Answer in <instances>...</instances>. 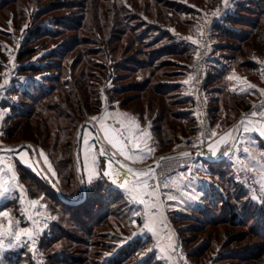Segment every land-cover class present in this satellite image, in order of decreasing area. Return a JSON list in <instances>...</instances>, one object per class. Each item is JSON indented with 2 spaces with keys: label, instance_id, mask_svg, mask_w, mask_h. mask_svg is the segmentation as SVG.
<instances>
[{
  "label": "rangeland",
  "instance_id": "rangeland-1",
  "mask_svg": "<svg viewBox=\"0 0 264 264\" xmlns=\"http://www.w3.org/2000/svg\"><path fill=\"white\" fill-rule=\"evenodd\" d=\"M252 1L0 0V146L26 143L20 151L0 152V169L4 170L0 176L7 189L0 197V211L8 213L0 217V223L7 227L8 219H12L18 225L15 231L29 228L34 233L32 239L22 235L20 241L7 233L0 237L3 240L0 264H146L148 261L151 264H264V239L251 230L264 227V184L261 183L264 135L246 121L242 124L248 127L247 131L238 124L248 110L264 102V10L252 5ZM246 6L255 7L250 11L254 17L245 25L235 26L250 35L245 42L215 30L216 22L223 21L236 9L243 11ZM249 23L258 26L251 28ZM205 36L209 38L211 57L216 56L220 61L214 67L222 69L220 73L216 70L214 78L209 76L207 82L210 106L215 109L211 112L214 132L215 126L232 124L236 130L240 125L242 131L237 130L235 137L226 141L234 139L235 144L229 147L223 162L210 167L207 173L186 172L194 176H186L187 183L191 179L199 180L198 189L189 196L190 205L179 201L169 203L162 211L166 227L161 225L154 235L143 228L145 206L138 201L130 202L126 190L103 174L107 171L103 165L107 160L114 161L116 172L127 173L115 164L116 157L106 149L103 148L101 156V176L91 184L82 185L77 165V130L83 121L100 114L107 104L129 110L152 123L162 111L188 109L184 99L189 95L190 68L185 70V63L192 65L187 56L192 57L196 43ZM173 42L180 47L186 45L187 51L173 50L176 47L169 46ZM24 47H35L36 52L19 61L18 54ZM251 59L256 63L251 64ZM50 63L59 68L50 69ZM23 64L42 67L39 72H19ZM232 72L263 87L262 94L230 95ZM30 82L53 86L54 92L43 100L34 116L20 118L15 116L16 105L25 101L21 93ZM71 89L87 99L81 114L88 118L78 115L75 105L66 100ZM97 100L101 102L96 110ZM59 103H68L72 110L70 117L60 116L52 109ZM61 110L65 108L61 106ZM259 117L253 120L262 129L264 116L259 113ZM194 132L186 127L179 132L180 140L162 149L163 153L180 146ZM101 146L102 142L98 141V149ZM19 165L46 180L43 187L24 180ZM13 171L15 180L11 179ZM44 173L57 184L53 185ZM70 175L71 183L67 179ZM59 176L65 190L62 195L68 201L78 202L80 197H85L87 188L101 193L105 203L108 199L104 195L110 187L122 192L124 198L110 202L108 214L102 217L97 206L93 223L80 224L45 187L47 182L55 191L60 190ZM149 176L152 188L166 190L165 183L162 190L154 187L152 175ZM37 192V196H32ZM220 192L237 204L244 222L233 223L222 218L221 204L215 197ZM168 235L173 237L172 248L161 251ZM129 243L135 249L127 247ZM21 248L25 254L15 263L9 253ZM255 250L256 255H250ZM242 253L248 254L241 256Z\"/></svg>",
  "mask_w": 264,
  "mask_h": 264
},
{
  "label": "trees",
  "instance_id": "trees-1",
  "mask_svg": "<svg viewBox=\"0 0 264 264\" xmlns=\"http://www.w3.org/2000/svg\"><path fill=\"white\" fill-rule=\"evenodd\" d=\"M264 4V0H253L252 1V5L254 6H258L259 9H263ZM255 7H244L243 11H240L238 9L235 10V12H230L228 15H226L223 19V21L221 22H216L214 27L215 30H220L226 34H228L229 36L233 37V38H238L240 41L245 42L248 38H249V34L248 33H243L242 31H240V28H235V26H241V25H245L247 24L248 21H250L254 15L250 14L251 10H253ZM249 27H256L258 26V23L253 24V23H249L248 24ZM41 32V31H40ZM55 33L56 31H47V33ZM58 32V31H57ZM39 33V32H37ZM264 44V43H263ZM262 44V45H263ZM171 47H176L173 48V50L178 51L180 53L186 52V45L185 46H181L176 43H170ZM36 52L35 47H24L23 49L20 50L19 54H18V60L19 61H23L26 58L32 56L34 53ZM53 58V57H50ZM212 58V59H211ZM210 58V68L213 67L212 69H215L213 74L212 72L210 73V79L214 78L215 74H216V70H218L220 73L222 72V69L219 70V68H215L214 66H219L220 61H218V59H216V56L211 57ZM187 59L190 60L191 59V64H192V57L191 56H187ZM251 64H253L252 62L256 63V61L254 60H250ZM215 63L217 65H215ZM55 63H50L49 68H59V66H51ZM51 66V67H50ZM42 66L36 65V64H23L20 66L19 68V72H39L41 70ZM225 68H227L226 66H223ZM185 70H191V65L189 66L188 63H185ZM224 68V69H225ZM209 79V80H210ZM82 81V79H81ZM80 81V82H81ZM209 82V81H208ZM89 84V83H87ZM210 84V83H209ZM54 87L53 86H49L46 87L45 85H38L35 82H30L28 83V85L26 86V88L24 89V91H22V100L25 101H21V104L16 105V110H15V116H19L20 118H30L32 116H34L39 107L43 104V100L45 98H47L49 96V94L53 91ZM75 89H71L68 91L67 96L65 97L66 100L68 101V103L70 104H74L75 105V109L77 110L78 115H83L81 114V112L84 111L85 109V104L87 101V99H85L84 94L82 93H78L74 91ZM230 95L232 96H236V97H247L248 95H238V94H234V93H230ZM211 101V100H210ZM96 102V107L95 109L97 110L98 108H100V102L99 100L95 101ZM68 103H64V105H62L61 103H59L60 105H55L54 107H52L53 110L57 111L58 115L60 116H65V117H70V112H72V110L69 108ZM184 103L185 104H189V108L188 109H184V110H176V111H162V113H160L159 115H157L155 117L154 123H153V128H154V139L156 144L158 145V147L160 149H165L167 147L173 146L174 144L177 143V141H179L180 139H178L180 137L179 132H183L185 131L186 127L189 126L190 131H196L197 126H196V120L195 117L193 115V112L191 110V101H190V96L188 95V97L186 99H184ZM171 104V103H169ZM61 106H63L65 108L64 110H61ZM72 107V106H70ZM74 107V106H73ZM214 107L210 106V113L214 112ZM23 116V117H22ZM211 116L213 118V113H211ZM83 119L88 118L87 116H82ZM165 121H167L166 125H165ZM213 121V119H212ZM170 128H173V131L170 130ZM13 136L12 133L10 134V137ZM167 146V147H166ZM224 159H222L221 161H213L210 162L208 165L210 167H212L215 164H219L221 162H223ZM19 169L22 175V178L24 180H28V181H32L33 183H35V185H40L41 187H43L44 182L46 180L41 179L40 177H38L36 174H34L33 172H31L30 170L26 169L23 165H19ZM81 176V174H80ZM72 175L68 176V182H72ZM55 184H57L56 181H54ZM47 185V186H46ZM58 185L60 187V191L62 193V191L65 193L64 190V186H63V181L61 176H59V181H58ZM45 187H48L50 189L49 192L51 196H53L55 199H57L59 201V204L62 205L63 209L65 211H67L69 214H71V218L78 222V223H83L87 224V223H93V218H94V212H95V208L97 206L98 210H100V217L108 214L109 208H108V204H110V202H118L120 200H122V198H124L123 193H119L118 190H116L114 187H110V189H108V192L104 195V198L106 197L108 200L104 201L103 197L101 196V193L95 191L96 189L93 188H87V195L84 198L80 197L78 202H71L68 201L67 198H65L63 195H59V193L57 191H55L54 189H52V187H50L48 185L47 182H45ZM48 192V191H47ZM37 193H33L32 196H37ZM218 196V197H217ZM216 198L219 199L221 206L219 208H221V215L222 218L225 219V221H229V222H244V215L240 212L237 204L232 203V200L228 197L222 194V192H220L218 195L215 196ZM83 198V199H82ZM81 199V200H80ZM217 200V199H216ZM105 209V211H103ZM90 227V226H89ZM85 228V227H82ZM91 228V227H90ZM252 232H254L255 234H257L259 237L264 239V227L262 226L259 230H255V228H251ZM87 231H91V229L87 228ZM127 247H131L133 249L134 245L133 243H129L126 245ZM131 249V251L133 250ZM256 252L258 251H253L250 255H256ZM263 253V252H262ZM25 254V249L21 248L19 250L16 251H12L9 253L10 257L12 260L16 262H20L21 259H23V256ZM248 254V253H247ZM247 254L242 253L241 256H246ZM9 257V258H10ZM151 260V259H149ZM146 264H151L146 263ZM153 264H159V262L153 263Z\"/></svg>",
  "mask_w": 264,
  "mask_h": 264
},
{
  "label": "crops",
  "instance_id": "crops-1",
  "mask_svg": "<svg viewBox=\"0 0 264 264\" xmlns=\"http://www.w3.org/2000/svg\"><path fill=\"white\" fill-rule=\"evenodd\" d=\"M259 66L262 67V65L259 62ZM188 92V90H187ZM229 92L238 94V95H245V94H254V96H260L263 92V87L260 85H257V83L252 82V80H249L246 76L241 75L240 73L232 72L230 75V87ZM189 94V93H188ZM105 110H107V117L104 120L105 124L113 125L114 115L119 113H127L129 117L134 118L136 123H138L139 128L135 129V134L138 137V142L140 143V148H131V145L129 144V148L131 151L135 154H137V158L134 160H129L127 157L120 154L119 150L116 148H113L111 144L108 143L107 139L104 136L103 131L100 127L99 120H91V123L88 124L84 128L82 141L80 143L79 148V154H80V165H81V179H82V185L85 186L86 184H90L88 182V166L92 165V156H95V169L98 173V175L93 177L92 182L101 176V170H102V154L101 149H106L108 153H111L114 155L115 164L122 167V165H127L129 167H132L134 170H140L145 171L147 167H149L162 153L163 150L158 147V145L155 142L154 139V128L153 123L150 120H142L139 118L138 115L135 113L125 110L119 106L114 105H105L101 111L100 114L96 115V117L103 116L105 114ZM244 122V121H243ZM248 122V121H246ZM249 123V124H248ZM247 124L249 127H253L256 129L255 125L251 122H248ZM239 124V122H238ZM116 127H119V124L117 123L115 125ZM242 129H247L248 127L246 125H243L241 123ZM96 130H95V129ZM240 128V125H239ZM238 128V129H239ZM237 129V130H238ZM236 127H233L232 125H227L225 127H218L215 126V134L216 139L212 143V146L215 150L219 149L223 143H225L228 139L234 138L237 133ZM241 130V128H240ZM242 131V130H241ZM251 131V130H250ZM257 131V130H256ZM230 135H226L229 134ZM127 135V134H125ZM224 137L225 142H220L221 138ZM87 141V143L85 142ZM98 141L102 142V146L98 149ZM145 147H151L153 151L151 153L143 154V158H140V155L142 154V150ZM2 152V151H0ZM86 155H87V165H86ZM105 163V162H104ZM103 165L106 167V169L109 168V165H111V169L116 172L117 169L113 168L114 161L107 160L106 164ZM124 168V167H122ZM105 169V170H106ZM125 169V170H124ZM122 170L127 171L126 168ZM210 169V166L206 163H200V173H207V171ZM194 177L192 175H188L186 172H178L170 177L166 178L165 180V187L166 190L163 192L156 191L157 193V199L161 204V207L151 209L150 211L155 212L158 216L164 211L168 204H175V202L179 201V203L183 202L186 204V206L190 205L191 199L190 195H194L193 191L198 189L199 186V180H190L188 183L185 181L187 178ZM196 187H192L191 185ZM170 197H175V199H171ZM177 198V199H176ZM151 199V198H150ZM180 199V200H179ZM184 204V205H185ZM192 203L191 205H193ZM185 209V208H184ZM146 211H149V209H145Z\"/></svg>",
  "mask_w": 264,
  "mask_h": 264
},
{
  "label": "built area",
  "instance_id": "built-area-1",
  "mask_svg": "<svg viewBox=\"0 0 264 264\" xmlns=\"http://www.w3.org/2000/svg\"><path fill=\"white\" fill-rule=\"evenodd\" d=\"M192 65L189 75V96L191 110L196 120V132L185 137L182 144L175 149L161 154L159 163L152 170L154 187L164 189L166 178L174 173L188 172L192 175L200 173V163L209 164L226 157L229 147L235 144V140L225 142L215 155L210 154L209 145L215 141L213 135L212 118L210 113V97L207 90V82L210 76L211 45L208 37H202L196 43L192 52ZM264 111V102L260 101L242 117L245 119H259V113ZM255 112L257 115L253 116ZM254 119V120H253ZM240 128L238 129V132ZM148 169V167L146 168ZM145 169V170H146ZM127 199L130 202L133 200ZM142 206V205H141Z\"/></svg>",
  "mask_w": 264,
  "mask_h": 264
},
{
  "label": "snow or ice",
  "instance_id": "snow-or-ice-1",
  "mask_svg": "<svg viewBox=\"0 0 264 264\" xmlns=\"http://www.w3.org/2000/svg\"><path fill=\"white\" fill-rule=\"evenodd\" d=\"M2 87V86H0ZM108 113L107 110H105V114L100 117H92V120H99L101 130L104 133L105 138L107 139L108 143L112 145L113 148H116L119 150L120 154L127 157L129 160H134L137 158V154L133 153L131 149L129 148V144L131 145V148H140L141 145L138 142V137L135 134V129L139 128L138 123H136L134 118H131L128 116L127 113H119L117 112L114 117V123L113 125H108L104 123L105 118L107 117ZM253 116L257 115V113L253 112ZM260 115L264 116V113H260ZM119 124V127H116V124ZM243 123V121L241 122ZM247 131V129H245ZM127 134V135H125ZM261 134L264 135V128L261 129ZM215 135V133H213ZM226 135H230L226 134ZM87 143V141H85ZM220 142H225L224 137L221 138ZM209 150L211 155L216 154V150L213 148V146L209 145ZM8 151H12L11 149H8ZM104 149H101V152H103ZM153 149L151 147H145L142 150V154L140 155V158H143V154L151 153ZM245 151H248L245 149ZM43 155V152L40 153ZM24 157L22 156V159ZM45 163H48L47 156L44 157ZM27 162V161H25ZM86 165H87V155H86ZM95 156H92V165L88 166V182L91 184L93 177L98 175L95 167ZM49 168H51V164L49 163ZM122 167L127 168V173L125 176L122 177V183L119 182L117 177L119 176L118 172H114L111 170V165H109V170L105 171L103 174L105 176H108L110 179H113L114 182L119 183V187L124 188L127 192V195L129 199L133 201H138L139 203L143 204L146 209H149V211H146L145 213V222L143 225L144 229H147L148 231H151L154 235L158 234V229L161 225H163V218L162 213L158 216L155 212L150 211L151 209L159 208L161 207L160 202L157 199V193L154 188H152L148 180L150 178L149 173H152V169H148L147 172L140 171V170H134L132 167H129L127 165H122ZM8 169H12V165H8ZM261 170L264 171V166L261 167ZM3 169H0V173H3ZM55 175V172L52 173ZM131 176L132 178L129 179L128 177ZM143 179H140V178ZM12 180L16 179L15 172H12L11 176ZM262 184H264V180L261 181ZM5 192H7V189L4 187V181L3 177L0 176V197L4 196ZM151 198V199H150ZM171 199H175V197H170ZM35 203V201H33ZM8 213L6 211H0V217L7 216ZM35 223V222H34ZM166 227V225H163ZM18 227V225L14 224V221L12 219H8L7 227H5L4 224L0 223V237H3L5 233H7L10 236H13L15 240L20 241L21 236L24 235L29 239H32L34 236V233L32 229L29 228H19L18 231H15L14 228ZM167 243L165 247L161 248V251H165L166 249H171L172 245L174 243L172 235L167 236ZM12 244H9V247H11ZM3 248V240L0 239V249ZM174 250V249H173Z\"/></svg>",
  "mask_w": 264,
  "mask_h": 264
},
{
  "label": "water",
  "instance_id": "water-1",
  "mask_svg": "<svg viewBox=\"0 0 264 264\" xmlns=\"http://www.w3.org/2000/svg\"><path fill=\"white\" fill-rule=\"evenodd\" d=\"M242 121H248V122L253 123V124L255 125V127H256V130H257L259 133H261V129H260V127H259L255 122L251 121L250 119L241 118L240 121H239V124H241ZM90 123H91V120H90V119H87V120L83 121V122L80 124V126H79V128H78V130H77V135H76V148H77V153H78L77 165H78V171H79V172H81L80 154H79V148H80V136H81V134H82V132H83L84 126H85V125H88V124H90ZM94 129H95V128H94ZM95 130H96V129H95ZM28 144L32 147V149H33L34 151H36L35 148H34V146H33L31 143H28ZM24 145H26V143H22V144H20V145H18V146H16V147H2V146H0V151H8V149H11L12 151L17 152V151H20L21 148H22ZM159 160H160V157H158V158H157V159H156V160H155V161H154V162L148 167V169H153L154 167H156V166L158 165V163H159ZM38 166L41 168L40 164H38ZM41 169H42V168H41ZM148 169H146L145 172H147ZM44 175L47 177V179H48L53 185L55 184L54 179H52V178H51L50 176H48L46 173H44ZM57 192L59 193V195H62V193H61V191H60L59 189H57ZM86 195H87V193L85 192V197H86ZM85 197H84V198H85Z\"/></svg>",
  "mask_w": 264,
  "mask_h": 264
},
{
  "label": "bare ground",
  "instance_id": "bare-ground-1",
  "mask_svg": "<svg viewBox=\"0 0 264 264\" xmlns=\"http://www.w3.org/2000/svg\"><path fill=\"white\" fill-rule=\"evenodd\" d=\"M109 170V168L107 169ZM113 171V170H112ZM115 172V171H114ZM119 173V176L117 177V179L119 180L120 183H122V177L126 175V173H122V172H118ZM113 180V179H112ZM114 181V180H113ZM116 184H119L117 182H115Z\"/></svg>",
  "mask_w": 264,
  "mask_h": 264
}]
</instances>
